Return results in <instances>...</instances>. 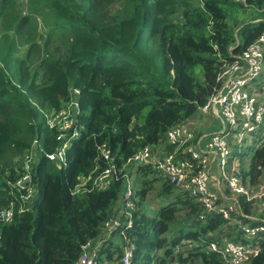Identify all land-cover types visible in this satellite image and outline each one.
Instances as JSON below:
<instances>
[{
    "label": "trees",
    "instance_id": "obj_1",
    "mask_svg": "<svg viewBox=\"0 0 264 264\" xmlns=\"http://www.w3.org/2000/svg\"><path fill=\"white\" fill-rule=\"evenodd\" d=\"M246 1L0 0V212L14 208L12 224L0 222V264L77 263L124 190L120 179L106 191L74 194L81 178L106 168L100 146L107 144L123 166L194 118L220 89L224 66L264 33V0ZM71 89L80 92L81 136L68 151V166L58 168L45 156L57 142L43 112L59 110ZM35 140L43 149L33 177L39 196L25 211L13 184ZM249 153L243 174L259 182L264 145L244 146L236 155L244 163ZM154 173L140 167L136 179ZM140 184L127 232L136 246L134 264H168L182 242L192 247L181 261L224 264L207 245L223 238L245 242L238 226L207 214L185 194L178 196L184 208L168 205L149 216L141 205L150 183ZM164 187L162 195L174 189ZM183 210L186 218L178 223ZM244 211L250 214L251 204ZM114 246L103 249L108 257L111 248L121 256ZM259 246L251 264H264V237Z\"/></svg>",
    "mask_w": 264,
    "mask_h": 264
},
{
    "label": "built area",
    "instance_id": "obj_2",
    "mask_svg": "<svg viewBox=\"0 0 264 264\" xmlns=\"http://www.w3.org/2000/svg\"><path fill=\"white\" fill-rule=\"evenodd\" d=\"M234 1L243 4L247 2ZM263 70L264 33L233 62L224 66L220 75V89L198 109L196 115L212 114L224 126V130L211 136L204 148L196 149L190 145L195 139L190 127L192 119L168 131L162 143L141 149L123 166L117 164L116 156L107 144L100 146L106 168L100 173L81 178L74 194H84L90 190L106 191L121 179L124 183L119 203L121 208L116 211L114 209V213L104 222L101 234L83 247L76 264H98L100 254L114 236L121 240L119 246L122 254L112 264H134L136 246L127 232L133 228V215L138 210L132 179H135L133 173L137 175L140 167H150L163 183L171 185L183 195L195 198L207 214H220L243 232L245 242H236L230 238L211 241L205 249L207 252L218 254L224 264H251L260 255L259 239L264 237V220L256 219L254 222L258 225L252 226V215L245 213L244 205L249 203L264 211V178L257 185L246 182L249 179L237 171L238 157L234 152L236 147L237 152L241 153L244 140L257 134L264 124V102L256 87ZM79 95V90L71 89L70 99L59 110L43 112L46 126L56 133L57 142L55 151L45 153V156L58 168L68 166V151L81 136L78 125L81 113ZM230 138L235 139V144ZM160 146L176 147L174 151L159 155L157 150H160ZM38 151L43 152V149L39 141L35 140L24 158L21 175L13 184V188L22 194V210L25 211L30 209L38 197L37 188L33 184L34 171L39 163ZM208 155L213 156L219 169L217 180L207 168ZM258 169L264 173V168ZM213 183L217 184L216 188H213ZM204 218L202 214L201 219ZM242 218H247L250 225L243 223ZM13 221V207L0 212L1 223L12 224ZM191 247L192 242H182L175 246L173 251L177 258L168 264H192L179 259H186L187 248Z\"/></svg>",
    "mask_w": 264,
    "mask_h": 264
},
{
    "label": "rangeland",
    "instance_id": "obj_3",
    "mask_svg": "<svg viewBox=\"0 0 264 264\" xmlns=\"http://www.w3.org/2000/svg\"><path fill=\"white\" fill-rule=\"evenodd\" d=\"M260 81L264 83V70L262 73V77L260 78ZM258 140H260V142H259L260 144L264 145V133L262 134V136H260L258 138ZM41 156H42L41 152L38 151V153H37V160L38 161L40 160ZM246 158H247L246 159L247 165L244 168H242V166L244 164L241 163L242 166L241 167L239 166V170L241 173L240 175L242 177H243L242 173L248 169V165H249V162L251 159V153H249V155L247 154ZM262 168H264V167H262ZM214 173H216L220 176V172H219V169L217 167H215ZM142 179L144 181H148L150 183L149 185H147V187L145 186L147 188L148 192H147L146 199L143 201V203L141 205L142 209L145 210V212L149 216H154L157 211H159L161 208L168 206V205L169 206H176L178 209L184 208L181 203H178V200H181L180 197H182L183 194L179 193L175 189H172V193L170 195H162L163 189L165 188L164 187L165 183H163L160 180L161 178L160 177L158 178L155 174H150L148 177H146V179H145V176H143V177L138 176L137 179H132L134 182V187H135L136 191H139L142 189V186L140 184ZM149 180H151L152 182ZM245 181L252 184V185H257L259 183V182L253 183L251 180H245ZM260 181H261V179H260ZM37 193L39 194L38 189H37ZM178 196H180V197H178ZM121 199H122L121 196H119V198L115 202V204H119ZM252 209H253V211L250 213V215H252L253 220H250L251 221L250 223H253L254 220H256V219L257 220H264V211L262 209H259V207H257V206H253ZM185 216H186V211L185 210L180 211L177 214V222L178 223L183 222L186 218ZM242 220H243V223L249 224L247 222V220H248L247 218H242ZM251 225L253 226V224H251ZM176 228H177V226L175 225L172 230H176ZM177 230H179V228ZM169 237L173 238L174 235L172 233H170L168 235V238ZM115 243H116V245H120L121 240L117 238ZM109 247L110 246L106 247L105 251L106 250L108 251ZM105 251H103V253L100 254V256L98 258V262H99L98 264H111L112 262H116L120 257L119 255L114 254V251H112V248L109 251V252L113 253V255L111 257H108L109 255H108V253L105 254L104 253Z\"/></svg>",
    "mask_w": 264,
    "mask_h": 264
},
{
    "label": "crops",
    "instance_id": "obj_4",
    "mask_svg": "<svg viewBox=\"0 0 264 264\" xmlns=\"http://www.w3.org/2000/svg\"><path fill=\"white\" fill-rule=\"evenodd\" d=\"M23 51H25V49H23L22 52ZM22 57H24V55H22ZM256 87L258 89V93L261 95V98L263 99V102H264V95H263L264 94V83L259 81ZM190 127H191V130L195 134V139L193 140V142H191L190 145H191V147H194L196 149L204 148V146L206 145V142L211 138V136H213V135H215L217 133H220L222 130H224L223 124L219 120H216L212 114H210V115H196L194 118H192ZM263 133H264V124L260 128V130H259V132L257 134H255L254 136H251L249 138H246L244 140V143H245L244 146L252 147V146H255V144L257 146H259L260 143L258 142V140L256 138H259L260 136H262ZM230 140H231L232 143L235 144V139L234 138H230ZM182 150H183V152L186 151L185 149H182ZM235 150L237 152V148L236 147H235ZM157 151L159 152V155L160 154L163 155V154L169 152V149L166 148V147L160 146V150L158 149ZM236 152H234L235 155H236ZM206 162H207V168L211 170L212 175L214 177H216L215 179L217 180L219 175L214 173L215 167H216V163L214 161L213 156L212 155H208L207 158H206ZM241 163H242V161L238 157V159L236 160V166H237V171H238L239 174H241L240 170H239V166L240 167L242 166ZM243 164L244 165L242 166V168H244L247 165L246 159L244 160ZM242 175H243V177L245 179H248V178L245 177V175L243 173H242ZM133 178L136 179V173H133ZM262 178H264V173L263 172H262V177L260 179H262ZM259 182H260V180H259ZM214 186L216 188L217 184L214 185V183H213V188H214ZM224 187L226 188V186H224ZM120 208H121L120 204H116L115 207H114L115 211L119 210ZM114 209H113V211H114ZM117 238L118 237L114 236V238H112L109 241L110 243L113 242L115 244L114 247L118 246L115 243ZM110 243H109L108 246H110Z\"/></svg>",
    "mask_w": 264,
    "mask_h": 264
}]
</instances>
